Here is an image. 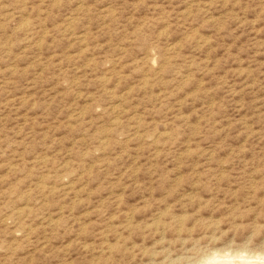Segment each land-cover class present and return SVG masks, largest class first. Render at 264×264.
Here are the masks:
<instances>
[{"label": "rangeland", "instance_id": "1", "mask_svg": "<svg viewBox=\"0 0 264 264\" xmlns=\"http://www.w3.org/2000/svg\"><path fill=\"white\" fill-rule=\"evenodd\" d=\"M264 264V0H0V264Z\"/></svg>", "mask_w": 264, "mask_h": 264}, {"label": "bare ground", "instance_id": "2", "mask_svg": "<svg viewBox=\"0 0 264 264\" xmlns=\"http://www.w3.org/2000/svg\"><path fill=\"white\" fill-rule=\"evenodd\" d=\"M227 264V263H226ZM232 264V263H231ZM244 264V263H243ZM245 264H247V263H245Z\"/></svg>", "mask_w": 264, "mask_h": 264}]
</instances>
